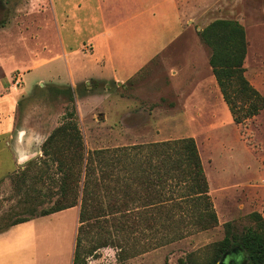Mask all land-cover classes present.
<instances>
[{"label":"rangeland","instance_id":"obj_1","mask_svg":"<svg viewBox=\"0 0 264 264\" xmlns=\"http://www.w3.org/2000/svg\"><path fill=\"white\" fill-rule=\"evenodd\" d=\"M38 1L0 0V95L15 85L17 77L22 78L19 87L28 92L20 102L17 130H28L39 152L0 181V228L30 216L33 209L38 215L58 199L59 184L53 180L60 179L64 173L57 164L47 169L43 160L49 157H44L43 145L68 120L67 114L76 111L85 147L90 152L116 150V156H134L136 146L146 152L150 144L194 138L218 216L214 228L189 234V224L181 223L187 234L184 238L147 248L149 242L156 243L162 237L165 214L160 207L151 209L155 215L148 220L142 216L140 220L137 216L123 220L122 213L113 216L106 211L99 213V219L90 222L94 225L87 226L80 235L82 264H212L218 244L226 234L225 224L231 223L233 231L241 234L253 226L248 218L251 213L258 212L264 218V110L243 125L234 122L209 64L211 50L200 37L204 47L200 55L209 58L202 73L213 84L212 94L207 96L202 80L199 83L196 78L191 87H200L199 94L194 90L186 95L187 99H181L175 80L184 82L189 76L194 48L198 46V31H202L196 22L188 24V31L170 44L163 55L164 68L154 69L156 74L142 73L123 86L111 84L107 89L104 84L93 82L75 89L69 83L37 84L51 64L33 69L27 55H21L20 59L26 64L24 68L7 78L1 65L6 52H39L35 59L39 61L48 60L59 51L58 41L48 26V11L40 17L31 13V4ZM200 1V15L208 17L206 24L217 19L236 20L245 28L248 42L245 76L264 96V0ZM174 69L181 71L177 79L172 74ZM67 87L73 89L74 103L66 95ZM39 161L42 164L38 165ZM25 170V175H21ZM124 171L122 166L114 170V189V180L123 177ZM102 203L106 205L105 198ZM37 220L40 232L54 231L57 227V219ZM137 227L140 232L134 235L132 230ZM151 228L156 230L154 236L149 231ZM126 230L131 234L121 233ZM146 232L148 237L141 235ZM105 242L109 245L104 247Z\"/></svg>","mask_w":264,"mask_h":264},{"label":"trees","instance_id":"obj_2","mask_svg":"<svg viewBox=\"0 0 264 264\" xmlns=\"http://www.w3.org/2000/svg\"><path fill=\"white\" fill-rule=\"evenodd\" d=\"M199 37L211 50L209 64L234 122L245 124L264 110V96L245 76L244 63L248 51L245 28L236 20L217 19L199 32ZM65 90L74 103L73 89L67 87ZM66 119L43 145V155L49 157V160H43L47 169L57 164L58 170L64 173L60 179L53 180L59 184L58 199L38 215L33 209L30 216L0 228V233L80 204V226L73 264H82L80 235L85 233L87 226L94 225L90 222L99 219V213L105 211L112 216L122 213L123 220L132 216H137L139 220L142 216L148 220L155 215L151 209L160 207L162 214H165L160 232L162 237L156 243L149 242L151 245L147 248L165 246L184 238L187 234L180 227L181 223L189 224V234L218 225V216L209 195L208 180L194 138L150 144L146 152H141L142 148L136 146L134 156H116V150L87 151L77 112L67 114ZM121 166L125 169L124 176L114 180V189V170ZM26 172L23 171L21 175L24 176ZM16 176L18 178L20 174L16 173ZM103 198L107 201L106 205L102 203ZM131 206L135 208L129 209ZM248 218L253 226L241 234L233 231L231 223L225 224L226 234L218 244L212 264H217L222 258L226 262L231 261V264H264V218L258 212L251 213ZM149 231L152 236L157 234L152 228ZM139 232V227L132 230L134 235ZM121 233L131 234L127 230ZM105 243L104 247L109 245ZM123 248L121 246L124 255L126 252Z\"/></svg>","mask_w":264,"mask_h":264},{"label":"crops","instance_id":"obj_3","mask_svg":"<svg viewBox=\"0 0 264 264\" xmlns=\"http://www.w3.org/2000/svg\"><path fill=\"white\" fill-rule=\"evenodd\" d=\"M200 6V0H39L31 4V13L40 17L48 11L58 53L36 61L39 52H6L1 65L9 78L24 68L20 59L27 55L33 69L51 64L37 84L69 83L75 89L93 82L107 89L111 84L123 86L142 73L156 74V69L164 68V53L188 31V24L196 22L199 30L210 24L205 23L206 15L201 17ZM196 42L189 76L184 82L175 80L183 100L189 92L200 91V87H191L196 78L199 83L202 80L207 96L212 94L213 84L202 73L209 58L200 55L204 47L199 35ZM172 74L177 79L181 71L174 69ZM7 90L0 95V181L39 154L34 136L24 128L17 130L20 102L28 91L13 86ZM79 214L80 208L73 207L41 217L57 219L54 231L40 232L36 218L0 233V264H73Z\"/></svg>","mask_w":264,"mask_h":264},{"label":"built area","instance_id":"obj_4","mask_svg":"<svg viewBox=\"0 0 264 264\" xmlns=\"http://www.w3.org/2000/svg\"><path fill=\"white\" fill-rule=\"evenodd\" d=\"M20 84H22V78L21 77H17L15 85H12V86L16 87V88H22V87H19Z\"/></svg>","mask_w":264,"mask_h":264},{"label":"water","instance_id":"obj_5","mask_svg":"<svg viewBox=\"0 0 264 264\" xmlns=\"http://www.w3.org/2000/svg\"><path fill=\"white\" fill-rule=\"evenodd\" d=\"M218 264H231V261L226 262L224 258H222Z\"/></svg>","mask_w":264,"mask_h":264}]
</instances>
